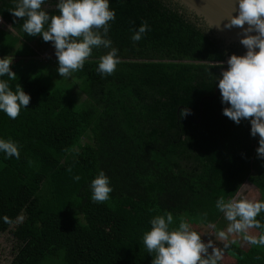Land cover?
Listing matches in <instances>:
<instances>
[{
  "label": "trees",
  "instance_id": "1",
  "mask_svg": "<svg viewBox=\"0 0 264 264\" xmlns=\"http://www.w3.org/2000/svg\"><path fill=\"white\" fill-rule=\"evenodd\" d=\"M58 3L45 0L42 10L59 15ZM109 4L116 17L107 38L121 63L111 75L100 73V57L111 49H93L75 72L80 107L73 92L52 90L13 64L16 79L0 77L31 96L15 120L0 111V139L20 151L19 159L0 152V233L15 241L10 264H152L143 237L155 216L171 212V228L183 215L206 227L228 222L216 202L236 197L248 181L264 201L259 136L249 120L236 124L223 114L230 105L218 87L231 55L246 51L225 47L172 0ZM13 8L14 0H0V16L16 32L0 30V58L16 49L15 58L33 57L30 44L51 42L27 35ZM144 22L149 30L133 41ZM185 108L190 114L181 118ZM100 171L113 188L103 203L91 199ZM257 219L264 223V212ZM245 242L227 244L218 264H264V246Z\"/></svg>",
  "mask_w": 264,
  "mask_h": 264
},
{
  "label": "clouds",
  "instance_id": "2",
  "mask_svg": "<svg viewBox=\"0 0 264 264\" xmlns=\"http://www.w3.org/2000/svg\"><path fill=\"white\" fill-rule=\"evenodd\" d=\"M14 3L15 8L9 11L15 18L24 20L22 30L29 36H42L44 42L53 43L61 77L70 78L83 69L94 48L111 49L100 57L98 72L111 75L121 63L118 50L107 38L109 22L116 17L115 11L110 10L109 0H59L57 8L60 14L51 16L42 10L45 0H14ZM45 25H48L46 30ZM224 27L242 29L240 43L247 52L231 55L227 70L221 73L218 87L222 103L230 105L223 109V114L236 124L242 120L250 121L251 135L259 136L258 156L264 158V0H239L238 15L232 16ZM148 30L147 23H142L132 36L133 41L141 40ZM253 32L256 35H252ZM12 64L13 57L0 58V77L16 79ZM30 101L31 96L20 84L13 91L8 81L0 80V111L8 117L15 120L21 108H27ZM189 114L190 110L185 108L181 110L180 117ZM0 152L17 159L20 156L18 145L11 140L0 139ZM74 179L79 181L80 177ZM91 189V199L97 203L107 201L113 191L109 177L103 171L92 181ZM216 207L229 222L226 231L216 233V240L242 235L249 244L264 246V234L258 237L250 234L253 228H264V223L257 219L264 212V201L237 197L226 201L221 196ZM4 220L11 222L7 216ZM173 222L171 212L151 220V230L145 233L143 243L147 251L154 254L152 264H218L223 253L213 240L205 243L202 235L192 230L184 218L180 219L178 228L170 227ZM232 242L235 243L234 240Z\"/></svg>",
  "mask_w": 264,
  "mask_h": 264
},
{
  "label": "rangeland",
  "instance_id": "3",
  "mask_svg": "<svg viewBox=\"0 0 264 264\" xmlns=\"http://www.w3.org/2000/svg\"><path fill=\"white\" fill-rule=\"evenodd\" d=\"M0 30L7 31L16 35V32L14 29H12L11 25L3 21V19L2 22H0ZM32 46L36 51V55H40L41 58L37 59L36 62H33V60H28V61L19 60L18 62H14L13 65L16 70V73H19L21 75H27V76L32 75V76L40 77L43 83L49 85V87L52 90L66 88L68 91L73 92L72 94L73 97L75 98V105L77 107H80V104L84 100V94L81 91L82 81L77 79L76 73H73L70 78L61 77L58 73L59 64L56 55H55L56 63L54 65L57 68H54L48 63L49 62L48 57H51V55L49 54L48 56H45L46 55L45 52H44L45 54L42 55L46 46L43 45L39 47L35 44H32ZM50 50H55L53 45H50ZM53 52L55 53V51ZM30 53H31L30 50L26 49L24 55H29ZM16 59L18 60V58ZM224 70H227V68H225ZM84 143L85 141H83V144ZM247 185H245L246 187L242 188V191L240 190L241 191L240 193H242V195L244 196L243 199L262 201V195L259 192V190L255 189L254 187L251 188ZM181 218H184L186 221L188 220L187 222L190 223L192 230L200 233L205 243H207L209 240H213L215 242V245L219 247L222 251L228 249L227 244L231 243L233 240L235 241L234 244L240 245L243 248H246L247 246L246 242L243 240L242 235H229L227 240H223V241L216 240L215 238L216 233L221 230L226 231L229 222H220L213 225V227L212 226L206 227L203 226L202 224H199L197 218L193 217L192 215H183ZM23 219L24 217H21L19 221H22ZM250 234L257 237L260 235V233L254 228L250 230ZM14 246H15V241L13 237L9 235L8 232L0 233V264H10L12 260V251L14 249ZM211 251L212 249H209V252Z\"/></svg>",
  "mask_w": 264,
  "mask_h": 264
},
{
  "label": "water",
  "instance_id": "4",
  "mask_svg": "<svg viewBox=\"0 0 264 264\" xmlns=\"http://www.w3.org/2000/svg\"><path fill=\"white\" fill-rule=\"evenodd\" d=\"M175 4L186 8L189 13L199 19L202 28L218 41L222 42L225 47L232 45L242 46L240 43L242 29H228L224 26L229 23L232 16L238 15L239 0H172ZM1 17V16H0ZM219 26V27H215ZM247 27V25H245ZM252 35H256L255 32ZM258 51V49H257ZM217 92V90H216ZM202 106V103H201Z\"/></svg>",
  "mask_w": 264,
  "mask_h": 264
},
{
  "label": "crops",
  "instance_id": "5",
  "mask_svg": "<svg viewBox=\"0 0 264 264\" xmlns=\"http://www.w3.org/2000/svg\"><path fill=\"white\" fill-rule=\"evenodd\" d=\"M36 45V44H35ZM50 45H53V43L51 42L49 45H45L46 46V48L44 49V51H43V53H42V55L43 54H45L46 53V55L45 56H48L49 54L51 55V57H48L49 58V64L51 65V66H53L54 68H57L54 64L56 63V60H55V53L53 52V51H55V50H50ZM30 47L33 49V51L35 52V55L33 56V57H30V58H23V59H20V58H18V60L14 57V52L16 51V50H14L12 53H11V57H13V63L14 62H18L19 60H22V61H24V60H33V62H36L37 61V59H39V58H41V56L40 55H36V51L34 50V48H33V46H32V44H30ZM41 47V46H40ZM45 52V53H44ZM50 60H52V61H50ZM40 62V61H39ZM42 62V61H41ZM248 184V185H247ZM245 185H247V186H249V187H254L255 189H257V187L254 185V184H251L250 183V181H248V182H245V184L243 185V187L242 188H244V187H246ZM242 188H241V191H242ZM240 191V192H241ZM239 192V196L241 195V196H243L242 195V193H240ZM244 197V196H243ZM213 227V226H212Z\"/></svg>",
  "mask_w": 264,
  "mask_h": 264
},
{
  "label": "built area",
  "instance_id": "6",
  "mask_svg": "<svg viewBox=\"0 0 264 264\" xmlns=\"http://www.w3.org/2000/svg\"><path fill=\"white\" fill-rule=\"evenodd\" d=\"M236 197H237L238 199H240V198H244V197H243V196H241V195H240V196H239V195H237Z\"/></svg>",
  "mask_w": 264,
  "mask_h": 264
},
{
  "label": "flooded vegetation",
  "instance_id": "7",
  "mask_svg": "<svg viewBox=\"0 0 264 264\" xmlns=\"http://www.w3.org/2000/svg\"><path fill=\"white\" fill-rule=\"evenodd\" d=\"M240 48H241V49H240L241 51H242V50L245 51V49H243V47H240Z\"/></svg>",
  "mask_w": 264,
  "mask_h": 264
}]
</instances>
